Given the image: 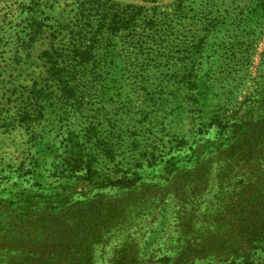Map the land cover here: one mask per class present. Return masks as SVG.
Returning a JSON list of instances; mask_svg holds the SVG:
<instances>
[{
	"label": "rangeland",
	"instance_id": "1",
	"mask_svg": "<svg viewBox=\"0 0 264 264\" xmlns=\"http://www.w3.org/2000/svg\"><path fill=\"white\" fill-rule=\"evenodd\" d=\"M78 1L0 0V264H264V0Z\"/></svg>",
	"mask_w": 264,
	"mask_h": 264
},
{
	"label": "trees",
	"instance_id": "2",
	"mask_svg": "<svg viewBox=\"0 0 264 264\" xmlns=\"http://www.w3.org/2000/svg\"><path fill=\"white\" fill-rule=\"evenodd\" d=\"M78 5H80L81 10L80 12H78L77 14V18L74 16L73 21H71L69 26H66V36L70 35V36H77V37H85V35L88 36L87 38V42H91L95 39L94 37L97 36V33H99L101 30H104L106 32H108L109 34L112 33H116L119 28H120V23L117 19V15L116 14H108V15H101V13L104 12V14H107V10H105L106 6L109 4L108 0H79ZM94 10H96V12H100L97 13L100 18L99 20L104 21V23H99L100 26L99 27H92V24H95L96 26L98 25L96 22V18L94 17V14L92 12H94ZM95 12V13H96ZM192 13H194V11H190ZM201 14V12H199ZM196 17L198 18V24L200 25V39H207L209 37H211V35L213 34H217L219 33V31L222 30V27L220 26H216L212 19L210 17L207 16H199L196 15ZM29 31V29H28ZM29 33V32H28ZM87 48H91V46L87 47ZM263 64H264V55H263ZM200 68L196 69L195 71H190L187 70L184 72V77L185 79H187L190 84H192L191 86H193V84H197V74L199 73ZM261 73L264 77V67H262ZM201 74V72H200ZM200 76V75H199ZM201 77V76H200ZM264 87V86H263ZM256 97L261 96L262 98H264V91L263 89L261 91H259L258 93L255 94ZM253 101L255 100V97H253L252 99ZM222 115H214L211 117L210 119V124L212 125H216V127L220 128V129H225L226 127V121L222 122ZM208 127V126H207ZM206 127V128H207ZM243 138H239V140H242ZM244 141V140H242ZM260 141L258 142H251L248 145V148L246 149V151L244 150V147L242 145V147H233L231 149V154L229 156V159L231 158H235L237 160H258V161H262L264 163V158L261 157V155L264 156V141H263V145L259 144ZM256 148H258L256 150ZM214 153V152H212ZM211 153V154H212ZM170 159H168L166 161V164L169 162ZM189 161L193 162V164H196L197 162H201V165H204V167H206L205 163L206 161L203 159L201 154H198L194 151L191 152L190 156H189ZM176 164V163H175ZM174 164V165H175ZM178 177V175H177ZM184 177V176H183ZM224 185H221V187L219 188V190H217V192L212 196V200H210L209 205L212 204V202H214L216 205H218L219 202H221L224 198ZM261 192H264V186H260ZM209 196V195H208ZM207 195L204 196V198H209ZM250 198L254 199L255 197L253 195L249 196ZM211 199V198H210ZM246 200V197H242L241 202H244ZM248 200V199H247ZM258 202L260 203V206L263 207L264 209V195L262 197L258 198ZM192 251H195V249L189 250V251H184L185 253H183L184 257H182L181 261L183 262H187V260L189 258H195L196 255H190V253ZM194 256V257H193ZM188 262H190V260H188ZM186 264V263H185ZM243 264H253L252 261H244Z\"/></svg>",
	"mask_w": 264,
	"mask_h": 264
}]
</instances>
